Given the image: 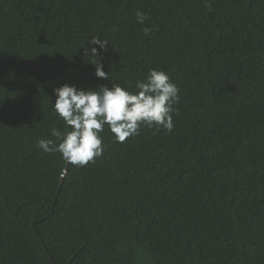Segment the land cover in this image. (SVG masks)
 Listing matches in <instances>:
<instances>
[{
  "label": "trees",
  "instance_id": "1",
  "mask_svg": "<svg viewBox=\"0 0 264 264\" xmlns=\"http://www.w3.org/2000/svg\"><path fill=\"white\" fill-rule=\"evenodd\" d=\"M153 68L171 132L105 125L84 167L36 146L65 131L55 88ZM0 264H264V0H0Z\"/></svg>",
  "mask_w": 264,
  "mask_h": 264
},
{
  "label": "clouds",
  "instance_id": "2",
  "mask_svg": "<svg viewBox=\"0 0 264 264\" xmlns=\"http://www.w3.org/2000/svg\"><path fill=\"white\" fill-rule=\"evenodd\" d=\"M137 21L143 24L147 19L137 12ZM152 28L145 27L148 35ZM108 41L93 37L86 46L85 54L99 57L97 47L104 50ZM95 65L97 78L109 80L101 59L91 62ZM137 91L113 83L97 89L78 88L76 85L63 84L54 89L56 100L54 112L64 121L65 131L51 129L55 140L38 138L36 146L44 152H59L65 162L84 167L103 154V133L105 125L114 134L117 142H124L131 136L140 134L141 127L161 128L171 132L173 117L178 115L174 107L180 100V89L164 70L150 69L146 78L137 80Z\"/></svg>",
  "mask_w": 264,
  "mask_h": 264
},
{
  "label": "water",
  "instance_id": "3",
  "mask_svg": "<svg viewBox=\"0 0 264 264\" xmlns=\"http://www.w3.org/2000/svg\"><path fill=\"white\" fill-rule=\"evenodd\" d=\"M65 173H66V170H65Z\"/></svg>",
  "mask_w": 264,
  "mask_h": 264
}]
</instances>
